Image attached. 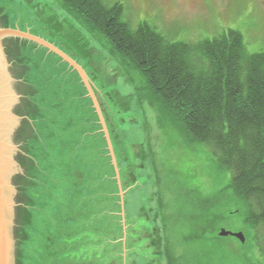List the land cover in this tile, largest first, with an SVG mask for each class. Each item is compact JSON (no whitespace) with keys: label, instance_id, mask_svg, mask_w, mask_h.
I'll return each mask as SVG.
<instances>
[{"label":"rangeland","instance_id":"374dc122","mask_svg":"<svg viewBox=\"0 0 264 264\" xmlns=\"http://www.w3.org/2000/svg\"><path fill=\"white\" fill-rule=\"evenodd\" d=\"M107 1L124 5L132 26L146 22L173 43L211 40L233 30L241 34L249 53H264L263 9L257 4L251 8L250 0ZM0 21L32 30L62 45V51L68 49L69 55L75 51L92 84L68 55L62 53L67 60L62 59L57 51L22 39L20 54L38 75L36 101L43 112H56L57 121L54 126L51 118L35 114L46 118L36 120L40 126L35 145L54 154V166L48 164L53 189L45 195L30 235H25L28 259L40 252L48 264L59 257L67 258V264H165L152 248L159 236L170 241L177 257L184 255L185 264H197L206 259L198 253L214 243H192L189 257L182 249L184 239L194 233V216L219 217L215 230L242 232L236 222L244 207L227 196L229 172L217 166L204 146L192 149L185 142L138 73L122 67L102 38H92L64 17L56 0H0ZM75 173L80 174L78 180L72 177ZM71 178L77 183L72 185ZM211 229L206 231L208 240ZM53 237L54 248L45 246L43 252V243L50 244ZM224 242L232 253L220 260L242 258L245 252L264 261L248 236L244 247L233 238ZM259 245L264 255L261 231ZM46 262L34 258L27 264Z\"/></svg>","mask_w":264,"mask_h":264},{"label":"trees","instance_id":"16d2710c","mask_svg":"<svg viewBox=\"0 0 264 264\" xmlns=\"http://www.w3.org/2000/svg\"><path fill=\"white\" fill-rule=\"evenodd\" d=\"M56 2L64 17L76 21L92 38H102L111 56L116 58L122 67L138 73L150 95L159 103L161 110L172 118L177 131L192 149L204 146L211 153L217 166L229 172L227 196L232 202L244 207V214L238 213L236 225L240 226V231L245 237L248 236L255 242L254 247L264 260L259 245V231L264 238V53H249L241 34L233 30H228L211 40L173 43L146 22L132 26L125 19V7L120 2L107 0H56ZM3 28L12 29L6 21ZM15 43L13 49L5 52L12 63L14 78L19 83L22 79L25 80L21 82L23 98L16 107V113L29 118L33 123L30 127L32 131L40 126V123L36 124L38 122L36 120L46 119L33 118L38 112L55 121L53 125L56 126L57 121L54 118L56 112L53 110L43 112L36 101L34 85L38 82V75L36 72L32 73L33 69L26 66V58L20 54ZM11 51L14 52L13 58L9 55ZM74 52L71 57L76 58L79 54ZM42 58L40 54L38 59L40 64L43 63ZM25 74L27 76L34 74L35 81L32 79L33 76L26 79ZM50 105L49 102V107ZM24 124L21 129L23 151L32 143L36 144L37 140L36 134L35 137L34 135L27 137L32 131L24 128ZM63 124L59 122V126ZM72 177L78 180L80 174L75 173ZM74 179L71 180L72 185L77 183ZM133 180V177H130V182ZM134 184L132 182L128 185ZM69 195L73 197L74 192L70 191ZM84 205L87 206L85 203ZM68 217L67 220L72 222L77 216L74 214L71 218ZM219 219L221 218L210 215L192 218L194 233L181 244L188 257L189 246L192 243L199 245L205 241L214 243L198 253L201 256L204 254L206 259L197 264H219V257L228 254L229 247L224 242L226 238H219V229L213 228ZM209 228H212V240L205 238ZM22 230L19 229L18 232L16 264H27L28 260L34 258H38L39 263L46 262L43 253L40 257V252H35L37 257L33 255L32 258H27L25 249L27 250L28 246L24 242L25 231ZM163 240L158 236L152 243L157 259L162 257L165 264H185L184 255L177 257L170 241ZM56 241V237H53L50 244L43 243V252L45 246L54 248ZM235 243L238 247H244L236 240ZM229 253L230 256L232 252ZM67 261V258L59 257L49 264H67ZM220 261L227 262L226 264H264V261L261 263L254 257L247 256L245 252H242V258L232 255L229 260Z\"/></svg>","mask_w":264,"mask_h":264},{"label":"water","instance_id":"95a60500","mask_svg":"<svg viewBox=\"0 0 264 264\" xmlns=\"http://www.w3.org/2000/svg\"><path fill=\"white\" fill-rule=\"evenodd\" d=\"M22 39L55 50L62 59H65L63 54L68 55L74 67H80L91 84L82 59L71 57L68 49L62 51V45L32 30L22 31V26L4 29L3 21H0V264H16L19 229L25 231L24 238L30 235L29 227L45 195H51L53 189V185H48V164L54 166V154L33 143L27 150L22 149L23 124L24 128L30 129L33 123L28 117L16 113V107L23 98L24 79L19 83L14 78V69L10 66L12 63L2 49H13L15 42L20 48ZM12 54L14 52L11 51V58ZM33 118H36L35 114ZM35 134L39 138L38 129H34L27 137H35ZM218 237H230L240 244L245 243L242 232L231 233L221 229Z\"/></svg>","mask_w":264,"mask_h":264},{"label":"flooded vegetation","instance_id":"af4514ba","mask_svg":"<svg viewBox=\"0 0 264 264\" xmlns=\"http://www.w3.org/2000/svg\"><path fill=\"white\" fill-rule=\"evenodd\" d=\"M205 1H210L211 2V0H202V2H205ZM254 4H257L259 8L261 7L263 9L262 13H263V16H264V0H250L251 8H254ZM253 13H254V11H253V9H251V15H253ZM226 32H227V30L224 33H226ZM2 49H3V52H5V48L3 47ZM6 58H7V56H6ZM10 66L12 67L11 64H10Z\"/></svg>","mask_w":264,"mask_h":264},{"label":"bare ground","instance_id":"6f19581e","mask_svg":"<svg viewBox=\"0 0 264 264\" xmlns=\"http://www.w3.org/2000/svg\"><path fill=\"white\" fill-rule=\"evenodd\" d=\"M32 260H34V259H32ZM29 261V260H28Z\"/></svg>","mask_w":264,"mask_h":264}]
</instances>
